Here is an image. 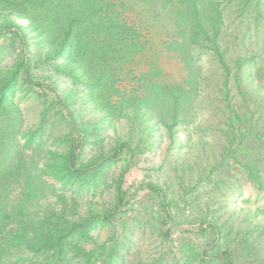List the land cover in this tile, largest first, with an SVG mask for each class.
Wrapping results in <instances>:
<instances>
[{
  "label": "rangeland",
  "instance_id": "1",
  "mask_svg": "<svg viewBox=\"0 0 264 264\" xmlns=\"http://www.w3.org/2000/svg\"><path fill=\"white\" fill-rule=\"evenodd\" d=\"M124 1L153 53V65L143 55L137 60L139 67L137 63L133 66L140 73L146 71L147 80L156 76L162 83H189L179 56L167 50L179 32L174 22L177 8ZM208 8L205 19L221 31L219 44L227 64L210 48H193L196 78L191 80L198 93L196 112L191 124L178 126L174 147L170 148V136L161 124L157 130L142 132L133 120L103 117L90 102L80 96L73 98L77 124L96 127L101 133L89 137L80 163L107 151L108 143L119 136L137 149L124 184L130 203L106 222L98 221L88 229L89 237L75 234L74 240L90 253L91 261L224 264V259H206L229 249L232 264H264V185L251 180L245 169L259 165L256 173L264 180V0H212ZM215 31L211 29V35ZM38 39L31 37L33 44L25 46L10 35L0 37V66L10 67L33 49L30 56L35 76L53 73L54 65L45 58ZM57 61L65 65L64 58ZM60 85L65 93L69 91L66 82ZM11 98L18 108L14 114L19 128L16 147H23L29 159H36L40 173L49 171L41 173L45 182L37 209L65 208L68 223L90 220L113 209L117 182L129 165V156L125 154L120 161L78 179L56 174L52 171L57 167L49 166L55 158L48 150H68L61 139L71 132L67 114L52 93L40 88L19 83ZM246 131L252 133L250 137ZM101 136L104 140L98 141L96 137ZM147 183L164 189L173 215L169 223L160 198L140 188ZM247 210L250 213H245ZM208 223L220 227L219 236L205 228ZM167 232L169 238H165ZM72 262L87 264L89 257L74 256Z\"/></svg>",
  "mask_w": 264,
  "mask_h": 264
},
{
  "label": "trees",
  "instance_id": "2",
  "mask_svg": "<svg viewBox=\"0 0 264 264\" xmlns=\"http://www.w3.org/2000/svg\"><path fill=\"white\" fill-rule=\"evenodd\" d=\"M137 1L143 6L157 4L162 9L177 8L174 22L179 32L171 39L167 50L179 56L188 72L189 83H162L156 76L147 80L146 71L140 73L137 60L144 55L152 63L150 57L153 53L124 0H0V37L10 35L25 46L33 44V41L30 43L31 37H38L37 43L46 51L45 58L54 65L53 73L35 76L30 56L33 49H29L10 67L0 66V264H72L74 256L83 255L89 257L87 264H99L91 261L90 253L74 240L75 234L81 232L89 237L88 229L98 221L106 222L110 215L130 203L124 184L137 149L119 136L108 143L107 151L92 156L87 163H80L89 137L101 133L96 127L90 128L81 122L77 124L73 98L80 96L90 102L103 117L133 120L142 132L157 130L158 125H163L172 148L177 141L178 126L191 124L195 117L198 93L194 80H191L196 78L193 48L212 49L226 66L224 51L219 44L221 31L216 24L213 26L205 19L206 7L212 0H181L179 8L180 3L175 0ZM211 29H216L212 35ZM59 58L65 59L66 66L57 61ZM136 63L137 67L133 66ZM133 80L137 83L131 85ZM63 82L67 83V93L61 89L60 83ZM19 83L52 93L69 118L71 132L61 138L68 144V150L64 153L48 150V154L55 158L49 166L57 167L52 172L78 179L106 164L120 161L125 154L129 156V165L117 182L114 207L106 214L99 213L90 220L68 223L65 208L37 209L36 204L41 200L39 191L45 182L41 173L49 171L40 173L36 159H29L24 148L15 145L19 128L14 114L18 108L11 96ZM147 120L153 121L148 123ZM29 134L31 137L35 135L34 131ZM251 134L246 131L245 135L250 137ZM96 138L104 140L102 136ZM247 167L249 178L264 185L263 178L257 174L260 166L252 170ZM140 188L160 198L167 215L166 224L172 221L171 202L164 189L155 183L143 184ZM205 228L220 235V227L215 223H208ZM169 236L170 232H167L165 238ZM72 250L76 253L72 254ZM231 258L232 253L227 249L206 260L224 259V264H232Z\"/></svg>",
  "mask_w": 264,
  "mask_h": 264
}]
</instances>
